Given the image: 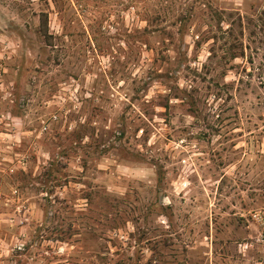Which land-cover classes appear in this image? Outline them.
<instances>
[{
    "label": "rangeland",
    "instance_id": "rangeland-1",
    "mask_svg": "<svg viewBox=\"0 0 264 264\" xmlns=\"http://www.w3.org/2000/svg\"><path fill=\"white\" fill-rule=\"evenodd\" d=\"M0 264H264V0H0Z\"/></svg>",
    "mask_w": 264,
    "mask_h": 264
},
{
    "label": "trees",
    "instance_id": "trees-1",
    "mask_svg": "<svg viewBox=\"0 0 264 264\" xmlns=\"http://www.w3.org/2000/svg\"><path fill=\"white\" fill-rule=\"evenodd\" d=\"M112 229H114L115 227H111Z\"/></svg>",
    "mask_w": 264,
    "mask_h": 264
}]
</instances>
